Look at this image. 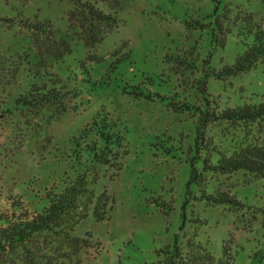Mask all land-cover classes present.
<instances>
[{"label": "rangeland", "instance_id": "rangeland-1", "mask_svg": "<svg viewBox=\"0 0 264 264\" xmlns=\"http://www.w3.org/2000/svg\"><path fill=\"white\" fill-rule=\"evenodd\" d=\"M223 6L228 15L227 29L235 15L253 14L264 20V0H219V4L212 0H124L117 7L97 3V8L111 15L114 25L100 44L89 48L65 28L66 13L71 7L68 0H0V19H8L0 21V57L16 67L12 70L18 83L23 86L30 82L26 76L39 67L34 54L37 46L22 28L25 24L19 23L26 18L50 22L57 39L69 37L66 42L70 52L61 59L48 58L44 62L51 74L73 75L83 68L95 82L108 84L85 100L84 108L78 111L71 105L65 113L48 108L25 120L14 114H0V207L4 197L34 195L57 178L59 170L52 149L60 147L103 107L121 123L122 142L128 154L120 172L99 169L94 192L98 195L105 190L113 198L112 212L107 221L97 223L89 216L77 228L80 238L86 239L85 233H89L90 245L72 264L154 263L158 251L172 245L176 237L183 245L194 235L217 254L223 241H231L235 264H264V260L256 258L264 248L260 246L264 244L262 184L241 174L224 178L225 184L232 187L231 193L258 212L253 223H249V215L234 219L232 212L197 200H190L191 206L186 204L181 210L189 175L185 159L193 137L192 121L156 100L131 99L120 93L124 83L134 85L150 75L156 78L155 84L148 87L151 93L179 104L193 103L197 98L193 87L205 70L200 62L210 57L211 68L229 65L241 49L235 30H228L224 39L219 36L216 18ZM117 59L123 65L117 72L119 82L114 72L102 76L105 67ZM177 59L191 66L175 64ZM207 90L220 107L257 102L264 96V64L245 76L223 82L210 78ZM15 91L9 95L15 98L21 92ZM216 130L212 127L211 133ZM215 143H219L217 138ZM111 175L113 180H109ZM169 207L173 211H167Z\"/></svg>", "mask_w": 264, "mask_h": 264}, {"label": "trees", "instance_id": "trees-1", "mask_svg": "<svg viewBox=\"0 0 264 264\" xmlns=\"http://www.w3.org/2000/svg\"><path fill=\"white\" fill-rule=\"evenodd\" d=\"M122 1L68 0L71 7L66 13L65 28L70 35H76L84 47L94 48L114 25L111 15L97 8V3L117 7ZM212 1L219 4V0ZM223 8L216 18L219 36L224 39L228 30H235L241 49L229 65L211 68L208 66L210 57L200 62V67L205 70L202 71L203 76L195 80L193 88L197 98L193 103L183 101L179 104L167 96L151 93L148 87L155 84L156 78L150 75L134 85L124 83L120 93L131 99L156 100L174 113L186 114L192 121L193 137L185 159L189 175L181 210L186 204L191 206L190 200H197L232 212L234 219L249 215V223H253L257 221L258 212L239 201L224 178L241 174L252 182L259 181L264 188V96L257 102L220 107L209 94L207 82L210 78L223 82L242 77L259 64H264V20L256 19L253 14L235 15L230 29H227L225 20H228V15ZM33 19L36 21V18ZM19 23L25 24L22 28L37 46L34 54L39 67L26 76L25 80L30 82L22 86L12 70L15 67L13 63L0 57V114H14L19 120H25L28 115L48 108L65 113L71 105L72 110L78 111L84 108L85 100L90 99L93 93L108 86L101 80H92L83 68L73 75L51 74L44 62L48 58L61 59L67 55L70 50L67 49L66 39L69 37L64 35L57 39L50 22H32L22 18ZM117 60L105 67L102 76L106 72H120L123 65L120 59ZM174 63L184 68L191 66V63L180 59ZM86 74L88 77H85ZM115 77L119 82V75ZM15 90L21 92L14 98L11 94ZM4 97L6 100L1 101ZM212 127L214 131L217 129L215 135L211 133ZM122 133L121 123L101 107L60 147L52 149L59 170L57 178L51 179L48 186L36 190L34 195L4 197L0 207V264H72L80 252L89 247V233H85L86 239H83L76 235V230L89 216L97 223L110 218L114 200L105 190L96 195L94 186L99 169L121 171L128 154V147L123 146ZM216 138L219 143H215ZM159 142L160 145L165 144ZM55 173L57 175V171ZM113 177L111 175L109 180ZM29 192L32 193L31 190ZM197 192L199 196H196ZM172 208L166 210L171 212ZM180 217L183 228L185 213L182 212ZM194 238L196 235L181 245L176 237L172 245L158 251L157 261L148 264H235L236 255L231 254V241H223L217 254ZM256 258L264 260V248L257 252Z\"/></svg>", "mask_w": 264, "mask_h": 264}]
</instances>
